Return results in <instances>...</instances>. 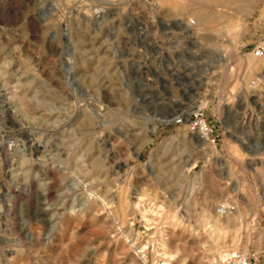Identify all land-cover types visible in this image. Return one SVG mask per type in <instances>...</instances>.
I'll return each mask as SVG.
<instances>
[{
    "label": "rangeland",
    "instance_id": "1",
    "mask_svg": "<svg viewBox=\"0 0 264 264\" xmlns=\"http://www.w3.org/2000/svg\"><path fill=\"white\" fill-rule=\"evenodd\" d=\"M263 36L264 0H0V264H264Z\"/></svg>",
    "mask_w": 264,
    "mask_h": 264
},
{
    "label": "built area",
    "instance_id": "2",
    "mask_svg": "<svg viewBox=\"0 0 264 264\" xmlns=\"http://www.w3.org/2000/svg\"><path fill=\"white\" fill-rule=\"evenodd\" d=\"M191 22L195 21L191 19L190 24ZM186 28L189 27L186 26ZM191 31V29L186 30V36L190 37L189 33H191ZM252 52L257 57L264 55V36L252 47ZM173 120L177 123H186L188 125V130L192 135L197 136L204 142L217 146L218 137L215 126L209 121L207 111L203 106H192L190 111L179 113ZM236 209L237 204L235 202H221L217 205V212L222 215L231 213ZM226 264H252V256L248 253L240 252L231 254L227 259Z\"/></svg>",
    "mask_w": 264,
    "mask_h": 264
},
{
    "label": "bare ground",
    "instance_id": "3",
    "mask_svg": "<svg viewBox=\"0 0 264 264\" xmlns=\"http://www.w3.org/2000/svg\"><path fill=\"white\" fill-rule=\"evenodd\" d=\"M206 15V14H205ZM200 18V17H199ZM264 57V55L263 56H261V57H259V59H261V58H263ZM224 58H225V56L224 55H222L221 56V60H224ZM257 58V57H256ZM256 62H254L253 64H255ZM250 64L252 65V62H250ZM259 64H260V62H259ZM263 64V63H262ZM264 66V65H263ZM264 78V77H263ZM258 82V81H257ZM256 83V82H255ZM255 85V84H254ZM185 114V113H184ZM169 120H171V119H167V120H163V119H161V118H159V121L161 122V121H169ZM156 127H157V125H154V127H153V129H156ZM194 136V135H193ZM196 142H197V145L198 146H203V144H205V142L203 141V140H201L200 138H198V137H196ZM238 209H236V210H234L233 212H231V213H228V214H219L218 213V215L220 216V217H226L227 218V220L228 219H231V221L233 222V223H235L236 221H237V218L235 219V217L234 218H231V215L232 214H234L235 212H237V214H238V219H241V218H243V213H242V211L241 210H238ZM205 211H207L206 212V219H207V221H208V223L209 224H216V225H218V226H220V228L222 227L221 225H224V223L222 222V220L221 219H216V216L213 214V205L212 206H208V207H206L205 208ZM151 221V220H150ZM228 225V224H227ZM159 243V242H158ZM160 244H161V246H163V247H161V249H163V251H161V260H164L165 259V262H166V264H171L170 262H171V260H172V257H173V254L172 253H169L166 249H164V245H165V241H161L160 242ZM159 251V249L157 250V252ZM158 253H160V251L158 252ZM157 253V254H158ZM225 255H229V252L228 253H225Z\"/></svg>",
    "mask_w": 264,
    "mask_h": 264
}]
</instances>
